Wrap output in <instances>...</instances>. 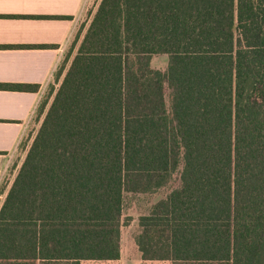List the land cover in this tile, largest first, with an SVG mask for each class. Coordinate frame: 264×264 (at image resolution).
I'll list each match as a JSON object with an SVG mask.
<instances>
[{
    "label": "trees",
    "instance_id": "1",
    "mask_svg": "<svg viewBox=\"0 0 264 264\" xmlns=\"http://www.w3.org/2000/svg\"><path fill=\"white\" fill-rule=\"evenodd\" d=\"M164 189L141 264H264V0H101L0 209V264H119L126 195Z\"/></svg>",
    "mask_w": 264,
    "mask_h": 264
},
{
    "label": "crops",
    "instance_id": "2",
    "mask_svg": "<svg viewBox=\"0 0 264 264\" xmlns=\"http://www.w3.org/2000/svg\"><path fill=\"white\" fill-rule=\"evenodd\" d=\"M100 2L0 0V209Z\"/></svg>",
    "mask_w": 264,
    "mask_h": 264
},
{
    "label": "rangeland",
    "instance_id": "3",
    "mask_svg": "<svg viewBox=\"0 0 264 264\" xmlns=\"http://www.w3.org/2000/svg\"><path fill=\"white\" fill-rule=\"evenodd\" d=\"M167 66V56H156L152 60L154 70L165 72ZM169 191L164 189L155 194L126 195L121 232V261L119 264H141V253L136 243L141 232L140 218L147 215L155 204L168 195Z\"/></svg>",
    "mask_w": 264,
    "mask_h": 264
}]
</instances>
